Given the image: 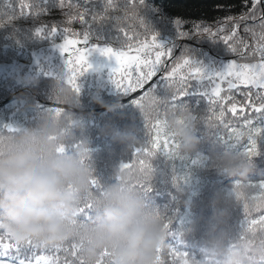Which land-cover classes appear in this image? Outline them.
<instances>
[{"label":"trees","instance_id":"trees-1","mask_svg":"<svg viewBox=\"0 0 264 264\" xmlns=\"http://www.w3.org/2000/svg\"><path fill=\"white\" fill-rule=\"evenodd\" d=\"M109 2L113 5L112 8L107 7ZM129 2L139 5V0ZM253 2L254 0H144V5L137 11L144 24L150 28L148 40L151 39L152 32L156 37L165 38L167 42L176 39L177 46L173 53L162 57L163 66L170 71L188 47L192 52L185 55L194 60L203 59L204 54L209 59L219 56L238 61H250L253 57L256 59L254 47L258 44L259 25L264 22L261 20V16L264 15V0H260L255 9ZM42 3L43 0H0V53L4 54L0 61L11 57L17 63L29 64L35 47L42 45L44 38L53 44L61 42L66 35L82 41L85 31H89L87 44L110 46L118 50L126 48L120 47V40L126 39L125 33L127 37H134L139 33L138 39H145L144 29L139 26L138 19H126L117 25L114 17L123 16L124 13L114 9L121 0H92L90 3L88 0H63L62 8L60 0H49L46 5L47 13L35 7L30 9L33 15L20 16L21 11H28L31 5ZM69 11L75 17L71 21L65 15ZM133 11L135 9L130 6L129 16ZM13 12L17 17L9 21L8 17ZM80 13H84L87 23L80 21ZM250 13L256 18L241 19ZM166 20L168 21L165 23ZM177 20L181 21L182 28L179 29L181 31L192 30L194 24L213 26V32L220 27L222 31L215 38L207 34L189 39L176 38ZM152 22L155 23L154 27ZM44 23H47L45 31L37 34L36 29ZM53 24L57 26V32L49 34L47 29ZM4 26L12 29L29 26L32 28L30 31L34 33L22 43L16 38L18 34L15 35L14 31H11L12 34L7 35L6 41H3L6 34ZM233 29L235 36L230 42L236 46L237 53H230L223 43V37L231 36ZM246 29L255 30L257 36ZM3 42L4 51L1 48ZM129 43L136 46L137 39H131ZM81 44L82 42L77 47ZM239 53H246V58L241 60ZM172 55L173 59L168 61ZM162 75L165 74L161 73L155 80H159ZM59 79L61 78L53 75H40L15 89L8 88L7 84L2 82L0 133L10 134L20 125L34 123L41 113L54 112L66 120L78 139L84 138L88 141L89 161L94 169L96 186L113 182L117 166L126 168L125 165L130 164L141 169L149 176L148 183L143 186L147 191V198L166 219L168 234L165 247L161 250L160 264H194L201 259L203 256L200 251L201 241L217 208L225 206L228 208V228L233 233H243L248 229L253 231L264 229V224L259 223L264 216V188L260 187L264 184V121H262L264 113L256 112L253 107V105L255 108L259 107L255 95L262 90L243 85L234 90H224L223 99L213 97L210 101L198 88H187L185 85L186 94L178 96L175 100L171 99L174 103H187L196 116L198 146L205 142V138H210L214 141L215 147L196 148L194 152L184 154L178 150L177 141L166 134L162 117L147 116L140 106L133 103V100L144 97L149 87L154 86L153 83L136 94L130 96L128 93L122 97L124 99L115 98L114 94L96 88L99 93L92 98L69 107L57 102L52 95V85ZM79 82L81 83L80 80ZM67 84L73 91L75 90L71 83ZM46 85L48 89L42 91V87L46 88ZM155 93L160 96L170 94L169 88L160 82L155 86ZM10 95L12 96L8 97ZM97 96L108 103L119 102L120 107L110 112L96 102ZM233 106L237 107L234 114L231 109ZM69 113L74 116L70 117ZM75 118L83 120V129L75 128L72 122L69 123ZM109 123L117 130L133 127L139 143L129 148L113 132L105 130ZM203 131L207 132L208 136H205ZM165 141L168 143L165 144ZM165 147L168 148L167 151ZM226 147L244 152L254 162L255 167L247 176H228L214 166L215 154L212 151L220 152ZM259 160L263 162L259 164ZM151 161L158 165H149ZM176 186L184 190L182 198L177 196ZM218 193L227 196L226 203H213ZM237 198H241L249 206L256 207H249L247 210L235 202ZM89 212L90 207L81 209L84 217ZM254 220L258 223L253 224ZM0 236H4V242L11 240L2 230ZM12 241L19 243L17 249L0 255V260H5L7 264H19L17 262L19 258L22 259L21 264H28L30 260L35 264L37 256L46 257L50 264H73L76 260V256L72 254L70 241L61 244L59 250L53 246L40 245L33 250V246L27 244L31 241ZM2 252L3 250H0V253ZM58 253L63 256L58 257ZM102 258L103 256L97 263L107 264L104 261L99 262Z\"/></svg>","mask_w":264,"mask_h":264},{"label":"clouds","instance_id":"clouds-1","mask_svg":"<svg viewBox=\"0 0 264 264\" xmlns=\"http://www.w3.org/2000/svg\"><path fill=\"white\" fill-rule=\"evenodd\" d=\"M54 99L69 107L78 95L62 77L52 85ZM150 93L141 109L147 116L161 118L166 134L177 141L184 154L196 150V116L187 103L173 102L176 95ZM96 102L114 112L119 102ZM75 128H84L80 118ZM129 148L139 140L135 129L105 126ZM88 141L77 138L65 119L54 112L41 113L28 125L10 134L0 133V230L17 242L57 246L72 241L82 264H160L167 224L164 214L147 198L143 187L149 176L137 167L117 166L111 183L94 186V169L89 161ZM214 166L228 176H247L254 162L230 147L215 153ZM176 194L184 190L176 186ZM231 195V193H229ZM227 202L218 193L214 204ZM90 207L84 217L83 207ZM228 208H217L202 238L201 259L194 264H264V229L233 233L228 228Z\"/></svg>","mask_w":264,"mask_h":264},{"label":"snow or ice","instance_id":"snow-or-ice-1","mask_svg":"<svg viewBox=\"0 0 264 264\" xmlns=\"http://www.w3.org/2000/svg\"><path fill=\"white\" fill-rule=\"evenodd\" d=\"M88 2H92V0H88ZM49 3V0H43L42 5L33 4L30 6L28 11H21L20 16L24 15H33L31 12V8L39 7L44 13L48 12V8L46 5ZM260 3V0H254L253 9L256 8L257 4ZM144 5V0H139V5L130 3L129 0H121V3L115 7L114 10L122 11L124 13L123 16L114 17L117 25L123 23L126 19H138L139 26L144 29L143 35H145V39L139 40L137 33L134 37H127V33H125L126 39L120 40L121 49L124 47H131L129 40L137 39V47L135 48L136 54H131L129 51L118 50L116 48L110 46H100L99 44L93 45L91 48H78L76 45L81 43L80 40L75 38H69L67 35L64 38L62 44H60L61 52L70 53L69 59H67V69L70 73L69 82L72 86L79 91V88L76 84V78L82 73L83 66L87 65V67H91L88 64V56L92 49H98L103 55L108 56L110 58L114 57L116 66L112 69V80L118 89H121L126 93H134L137 89H143L145 85L149 84V81H153L154 86H150L149 90L145 93L144 97L140 99L133 100V103L137 106H141L142 101L150 94L155 92V86L157 82L163 83L169 89H175V92L178 95H174L173 100L177 99L178 96H184L186 94L185 85L187 83V79L189 76L194 77L196 81L201 82V86H203L204 91H202L204 96H207L211 101L213 96L219 97L220 94V86L216 83L217 80L225 81L227 80L228 87L234 88L236 87L237 82L252 86L262 91H258L255 95V99L259 102V107L255 108L256 112L264 113V22L259 25L260 32L258 33V44L257 51L260 53V59L258 63H239L237 60H230L227 62L222 69L213 70L208 72L205 70L204 66L200 63H197L194 59L189 58L185 55V53L191 54L192 49L190 47L185 48L184 52H182L181 57L176 61L175 66L171 68L169 71L168 68L164 67V61L162 57L165 55H171L174 51V48L177 46L176 39L169 41L167 43L157 42V37L154 32L151 33V40L147 39V35L150 33V28L147 27L143 19L139 16L137 9H140ZM60 6L63 7V0H60ZM133 7L135 11L131 12V16H129L128 8ZM12 7V5H9ZM72 7V5H69ZM108 8H112L113 5L109 2ZM107 10V9H105ZM40 13H37L39 15ZM68 16L69 21L74 19V14L69 11L65 13ZM17 17L15 12L12 13L8 17V20ZM256 17L253 14H249L247 17H241V19H255ZM79 19L82 23H87L85 20L84 13L79 14ZM93 20H95V16H93ZM261 20L264 21V15L261 16ZM222 23V22H218ZM182 28V24L180 20L176 22V38L189 39L191 37L202 36L203 34H207L209 37L215 38L219 35L222 29L217 27L216 32H213V26H204L203 24H194L192 30L190 31H181L179 29ZM49 34L57 32V26L53 24L50 29H47ZM37 34H42L45 31V28L40 27L36 29ZM67 31V30H66ZM246 31H251L254 36H257V33L253 29H246ZM235 36V29L232 30L231 36H224L223 43L230 53H237V48L230 41ZM89 42V31H85L83 33V43L87 44ZM165 49L167 51H165ZM154 54V58H153ZM240 59L243 60L246 58V53L238 54ZM182 61V62H181ZM187 68V75L181 74L180 70ZM158 73H164L159 80H154V77H157ZM119 78H115L116 76ZM179 76V79H174V77ZM127 81V82H126ZM211 87V91H208V87ZM221 99H223L221 97ZM221 115L223 113L221 112ZM262 121H264V116H262ZM247 123H251L250 121H246ZM168 143L165 141V144ZM255 143V141H253ZM167 151L168 148L165 147ZM125 167H131L130 164L125 165ZM93 185L96 186V181H93ZM261 188H264V184L260 185ZM239 195V194H238ZM247 207V206H246ZM258 223L257 221H253V224ZM259 223L264 224V216L261 217ZM71 249L72 254L76 256V260L73 264H82V261L78 257L76 244L72 241ZM33 246V250L38 248L39 245L33 244L31 242L27 243ZM19 243L13 242L12 240H8V242H4V236H0V250H3L2 254H6L9 250H16ZM57 250H59L60 245L53 246ZM0 264H7L5 260H0ZM28 264H33V261L30 260ZM35 264H50L46 257L37 256L35 257Z\"/></svg>","mask_w":264,"mask_h":264},{"label":"rangeland","instance_id":"rangeland-1","mask_svg":"<svg viewBox=\"0 0 264 264\" xmlns=\"http://www.w3.org/2000/svg\"><path fill=\"white\" fill-rule=\"evenodd\" d=\"M167 21L168 20H166L164 22L166 23ZM32 23H34V22H32ZM152 23H153V27H154L155 23L154 22H152ZM46 25H47V23H44V24H41L40 27L45 28ZM238 28H240V27H238ZM22 29L21 28L12 29L9 26H4V33H6V34L4 35L3 41H6L7 35L12 34L11 31H14L13 34H15V35L18 34L16 38L20 42L23 43V42L27 41V38L30 37L34 33V31H30V29H32V28H30L29 26L28 27H22ZM8 32H10V33H8ZM46 36L48 37V35H46ZM149 40H151V39H149ZM63 41H64V39L61 42L53 44L44 38V40L42 41V45L35 47L32 60L29 64L23 65V64L17 63L16 60L14 58H11V57H7L8 60L0 61V86L2 85V82H3V84H7L8 88L15 89L17 86H20L22 84H26L28 80L32 81L33 79H35L36 77H39L40 75H44V76L53 75V76H57L60 78L65 77L66 82L70 83L69 82L70 73L68 72V69H67V59H69L70 53H64L63 54L61 52L60 44H62ZM159 41L163 42V43H167L165 38L157 37V42L159 43ZM81 42H82V44H84L83 40ZM82 44L79 45L78 48H81V49L91 48L93 45H95V44H91V45L90 44L82 45ZM4 47H5V42H3L1 44L2 50ZM76 47H77V45H76ZM136 47H137V45L136 46L134 45V46H131L130 48L126 47L127 49L125 48L122 50L129 51L131 54L134 55V54H136V52H135ZM256 49H257V47L255 46L254 47V51H255L254 55H256V59L253 57L250 59V61H238L237 60V62H239V63H258L259 59H260V53ZM165 51H167V50L165 49ZM167 56H169V55H167ZM3 57H4V54H3V52H1L0 58H3ZM230 60H235V59L223 57V56L222 57L219 56L218 58L212 57L211 59H209V58H207V55L204 54L203 59L195 60V61L197 63L202 64L206 71L211 72L213 70L222 69L223 66L227 62H229ZM87 62L89 65H91V67H87V65H84L82 73L76 78V84L79 88V91H76V89H75L74 92L76 91L75 93L78 95V102L85 101L87 98H92L94 95L99 93V91L108 92L110 94H114L115 98L124 99L122 97L126 96L128 93L123 92L121 89H118L112 80V69L116 66V62H115L114 57L110 58L108 56L103 55L98 49H92L90 52V55L88 56ZM180 72L183 75H187L188 69L187 68L181 69ZM115 78H119V76L117 75ZM155 79H156V77L154 78V80ZM174 79H179V76L174 77ZM79 80L81 81V83L79 82ZM216 83H218L220 86L219 97L224 98V95H223L224 90L228 89V91H229V89H230L228 87L227 80H225V81L217 80ZM243 85L244 84L237 82L236 87L231 88V90L237 89ZM186 86H187V88H192V89L198 88L200 93L203 94L202 91H204V88H203V86H201V82L196 81L194 77H191V76L188 77ZM244 86H247V85H244ZM50 87H51V85L49 86V88ZM211 87L212 86L208 87L209 92L211 91ZM249 87H252V86H249ZM92 88L94 89L93 91L89 90ZM46 89H48V85H46V88L42 87V91L46 90ZM136 93L137 92L135 91L134 93H129V95L131 96V95L136 94ZM213 97H217V96H213ZM236 108H237L236 106L231 107L233 114L237 110ZM69 115H70V113H69ZM72 116H74V115H70V117H72ZM73 120L74 119H71L69 121V123L73 122ZM203 133H205V132L203 131ZM205 136H208L207 132L205 133ZM205 147L214 148L215 147L214 141L210 138H205V142L202 144H199V146L197 145L196 148H205ZM216 151H218V150H216ZM212 153L215 154L217 152L212 151ZM262 162H263L262 160H259V164ZM213 164H214V162H213ZM149 165L156 166L158 164L155 161H151V163ZM139 166H147V165H139ZM208 196H209V194H208ZM235 202L239 203L240 206L244 207L247 210H249V207H256V206H252V205L249 206V204L244 202L241 198H237L235 200ZM57 256L62 257L63 255L61 253H58ZM102 261L107 263L106 255L103 256L102 260L99 262L102 263ZM97 264H99V263H97Z\"/></svg>","mask_w":264,"mask_h":264},{"label":"water","instance_id":"water-1","mask_svg":"<svg viewBox=\"0 0 264 264\" xmlns=\"http://www.w3.org/2000/svg\"><path fill=\"white\" fill-rule=\"evenodd\" d=\"M171 59H173V55L168 59V61H170ZM167 61V62H168ZM166 64V63H165ZM161 74V73H158V75ZM155 78V77H154ZM153 81H149V84L148 85H145V87L143 89H145L147 86H149ZM143 89H137L136 92H140L141 90Z\"/></svg>","mask_w":264,"mask_h":264}]
</instances>
